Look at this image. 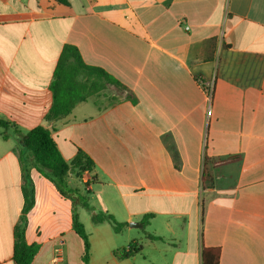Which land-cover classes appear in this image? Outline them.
<instances>
[{
	"label": "crops",
	"instance_id": "1",
	"mask_svg": "<svg viewBox=\"0 0 264 264\" xmlns=\"http://www.w3.org/2000/svg\"><path fill=\"white\" fill-rule=\"evenodd\" d=\"M67 1L0 0V119L22 134L48 126L65 45L124 87L51 128L67 162L80 151L94 161L70 186L128 224L118 235L78 209L89 264H203L204 248L220 251L219 264H264V0ZM199 80L214 85L210 104ZM1 131L0 264H17L24 166L35 185L33 264H84L71 200L32 167L12 129L8 140ZM148 214L145 229L130 227ZM133 242L139 254L114 256Z\"/></svg>",
	"mask_w": 264,
	"mask_h": 264
},
{
	"label": "trees",
	"instance_id": "2",
	"mask_svg": "<svg viewBox=\"0 0 264 264\" xmlns=\"http://www.w3.org/2000/svg\"><path fill=\"white\" fill-rule=\"evenodd\" d=\"M62 5H69L67 0H57ZM53 81L50 86L52 103L45 114L48 126H37L26 134H22L10 123L0 119L2 139L10 138L9 131L16 136L25 151L31 156L32 167L42 173L58 189L59 193L72 202L73 206V230L83 243L82 261L89 264L90 240L84 225L80 222L78 209H84L91 214V221L95 226L109 224L118 235L128 226L121 223L107 210L96 211L90 204L89 192L70 186L69 179L75 177L81 179L83 174L94 170V161L83 151L77 158L67 162L61 154L55 140H53L51 128L69 117L74 108L87 102L90 98L98 96L109 86L124 90V87L109 75L105 70L85 64L79 50L73 45H65L56 62ZM24 165L26 159L23 160ZM35 185L30 177L29 171L24 166L23 195L24 208L20 221L14 231L13 259L17 264H33L39 252L38 245H30L26 242V230L28 225V214L35 206ZM153 215L148 214L142 218L143 229L149 223ZM146 238L151 241H164L162 237L146 233ZM143 250L138 242L129 243L127 247L114 251V256L119 260L129 259ZM220 251L214 248H204L202 251L203 264H219Z\"/></svg>",
	"mask_w": 264,
	"mask_h": 264
},
{
	"label": "built area",
	"instance_id": "3",
	"mask_svg": "<svg viewBox=\"0 0 264 264\" xmlns=\"http://www.w3.org/2000/svg\"><path fill=\"white\" fill-rule=\"evenodd\" d=\"M199 83L203 86L207 101L210 104L212 102V99H213L214 85L211 82L205 83L201 80H199ZM210 113L211 112L209 111V114Z\"/></svg>",
	"mask_w": 264,
	"mask_h": 264
},
{
	"label": "water",
	"instance_id": "4",
	"mask_svg": "<svg viewBox=\"0 0 264 264\" xmlns=\"http://www.w3.org/2000/svg\"><path fill=\"white\" fill-rule=\"evenodd\" d=\"M143 225L140 224V223H131L130 224V227H133V228H141Z\"/></svg>",
	"mask_w": 264,
	"mask_h": 264
},
{
	"label": "rangeland",
	"instance_id": "5",
	"mask_svg": "<svg viewBox=\"0 0 264 264\" xmlns=\"http://www.w3.org/2000/svg\"><path fill=\"white\" fill-rule=\"evenodd\" d=\"M82 211V209H80ZM84 210V209H83Z\"/></svg>",
	"mask_w": 264,
	"mask_h": 264
}]
</instances>
